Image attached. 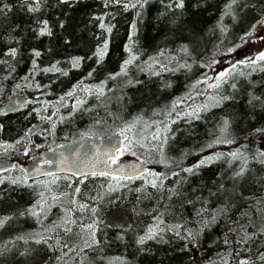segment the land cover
<instances>
[{"label":"snow or ice","instance_id":"6c2138e0","mask_svg":"<svg viewBox=\"0 0 264 264\" xmlns=\"http://www.w3.org/2000/svg\"><path fill=\"white\" fill-rule=\"evenodd\" d=\"M16 3L34 19L26 28L14 25L13 31L21 29V35L9 34L7 37L15 46L6 47L0 55V66L4 68L0 74V93L5 89L4 82L16 77L13 91L34 89L39 95L46 96L61 77H68L74 70H84V74L67 90L56 94L59 106L53 113H48V108L56 101L46 98L43 102L34 101L39 106L28 115L35 113L40 122H47L48 127L29 124L15 138H0V155L14 151L27 156L32 147H41L34 142V135L55 136L57 122L70 124L78 112L91 113L98 108L103 109L112 121L120 122L116 132L123 142L118 141L100 154L102 159L98 157L91 164L85 163L83 167L88 169L87 172L61 158L59 163L66 165V171L72 173L63 177L45 172L39 164L29 171L23 164L0 163V173H4L0 175V185L7 182L31 189L32 199L18 212L0 216V228L17 215L31 218L37 225L36 229L14 235L0 244V257L10 252L16 242H22L18 255L26 258L38 254L43 246L45 252L37 264H67L65 257H69V253L78 258L74 264H84L85 250L102 244L98 232L105 226L101 215L103 204H116L122 199L117 193L124 189L137 193L136 203L131 208L137 219L107 226L118 229L114 239L122 243L126 242L128 234H132L138 255L155 257L157 252L150 242L170 244L169 235L184 242L181 251L188 250L190 246L201 247L206 232L223 220L226 231L212 241L213 244L219 242L223 247L216 253L215 259L207 260L206 264H264V251L259 250L264 248V147L261 146L264 145V90L258 94L256 89L258 83L264 88V80H251L252 73H264V36L257 34L264 32V0H225L207 33L198 30L195 23L189 20L185 0H159V8L151 24L162 37L164 46L158 45L151 52L142 47L141 40L151 0H100L99 8L78 22L79 36L76 31H69L71 17L68 13L53 12L51 19L46 13L60 8L74 10L80 6L81 0H16ZM208 3L209 0H194L191 7L199 9ZM12 8L13 4L0 0V16L6 15ZM41 12L45 15H38ZM126 13L131 14V19L124 20L127 29L121 45L123 55L117 58L114 70H107L112 45L121 34L116 21ZM226 19L231 23H226ZM236 26H241L240 32L235 41L229 40V33ZM28 33H31L30 40L47 37L48 43L43 48H27L30 67L23 76L17 77V65L23 62L24 55L21 43ZM206 34L216 39L210 50L205 48L206 55H202L198 46L203 43ZM254 38L261 41L257 51L240 59L233 58L232 54L237 49ZM69 48L86 50L83 54H73L68 51ZM45 56L48 60L42 63ZM85 64L88 65L86 70ZM173 64L174 67L170 66ZM194 66L206 71L189 81L182 96L152 108L151 116L138 112L124 120L119 112L111 110L113 103L123 110L126 100L131 99L127 89L144 84V80L138 79L134 73L158 78V89L165 90L173 86V81L164 80L162 72L191 73ZM101 70H104L102 78L98 79L97 74ZM37 75L46 76L48 82L41 83ZM88 80L93 82H86ZM198 87L202 90H197ZM40 89L45 91L40 93ZM193 96L202 97L201 102L188 104L187 100H192ZM89 98L95 103H89ZM238 99L244 101L243 105L237 103ZM228 102L236 107L227 114L212 117L214 126L206 140L180 151L178 157L168 156L169 141H174L180 131L172 127L176 121L191 127L194 121L203 120L205 113L222 109ZM24 106L27 107V104ZM60 109L65 111L61 113ZM9 110H15V105H9ZM157 116L162 119L152 118ZM106 122L97 113L90 127ZM4 127L0 123V132ZM90 134L95 133L82 132L83 136ZM238 140L244 142L238 144ZM221 145L235 147L221 151ZM126 152L137 157V162L125 165L121 157ZM141 152L145 155H140ZM190 155L198 158L186 163ZM221 161L225 167L217 171L213 179H201L186 187L201 175L202 169ZM41 163L54 164L55 161L44 158ZM148 164L162 165L164 170L158 171L148 167ZM98 165L102 170H96ZM9 169H15L16 174H8ZM98 175L106 179L97 184L94 195L84 193L85 199L81 202L78 199L82 193L79 185ZM38 176L46 178L37 179ZM74 176L82 178L75 185L72 183ZM170 177L174 182L166 184ZM136 179L141 180L140 185L129 190L125 182L131 183ZM61 181L67 190L60 189ZM246 185L258 187L260 197L254 194L245 196L243 189ZM4 195L0 192V199ZM143 200L155 202L150 214L151 223L142 224L139 220L143 209L138 205ZM238 202L248 206L237 209ZM185 205L192 208V215L188 218L183 215ZM53 207L60 208L61 214L50 220ZM234 211L236 219H232ZM254 245H257L255 252ZM237 247L242 251L238 253ZM109 260L110 264H131L126 257ZM156 264H173V258L165 253ZM189 264H192L191 257Z\"/></svg>","mask_w":264,"mask_h":264},{"label":"trees","instance_id":"16d2710c","mask_svg":"<svg viewBox=\"0 0 264 264\" xmlns=\"http://www.w3.org/2000/svg\"><path fill=\"white\" fill-rule=\"evenodd\" d=\"M194 0H185L186 7L188 9L187 16L189 20L195 23L198 30L207 33V29L210 28L214 21L218 17V12L222 9L225 0H209V3L206 7H201L199 9H193L191 4ZM7 3L13 4V8L7 12L6 15L0 16V55L4 53L6 47L15 46L11 41L7 39L9 34L12 35H21V29H15L13 31L14 25L20 24L21 28H26L27 26L32 24L34 19L33 16L28 13L22 11L16 3V0H7ZM100 4V0H81V4L79 7H76L74 10H70L68 8H60L55 9L53 11L47 12V16L49 19L52 18L53 12L59 14L61 12H66L71 17V21L69 24V31H76L79 36L80 28L78 22L83 21L92 10L98 9ZM159 8V0H151L148 9V15L143 22L142 32H141V40L142 47L147 51H153L158 45L164 46L162 37L160 34L152 27L151 19L155 12ZM38 15H45L44 12L39 13ZM62 18V17H61ZM125 19H131V14L126 13L124 17H118L117 23L121 29V34L118 39H116L112 45L111 53L108 57V61L106 64L107 70H114L116 68L117 58L123 55L121 45L124 42V32L127 29V25L124 23ZM226 23H231L226 19ZM246 23V21H245ZM241 26L234 27L233 31L229 33V40L235 41V37L240 32ZM31 33L22 40L21 50L24 53L23 62L17 65V77L23 76L26 72L27 68L30 67V62L27 59V48L28 47H40L43 48L48 43V38L43 37L38 41H32L28 37H30ZM216 37L210 34L205 35V39L201 45L198 46V50L202 55H206L205 48L210 50L212 48L213 43L215 42ZM250 41V40H249ZM253 41V40H251ZM250 41V42H251ZM250 42H246L242 45L232 56H235L236 53L240 52L245 46ZM171 44V41H169ZM227 43V41L225 42ZM174 47V45H173ZM85 48H69L68 51L73 54H83ZM199 58V56L197 57ZM219 58V57H218ZM48 57L45 56L43 58L42 63L47 62ZM87 64H85V70L87 68ZM174 67L173 65H170ZM97 74V78H102V72ZM206 71L199 66H194L193 71L191 73H185L184 71L180 72H162V77L164 80H172L173 86L170 89L159 90L158 78L156 77H147V74L142 73H134V75L141 80H144L143 85H136L134 87H129L127 89L128 97L130 100H126L124 109L121 110L118 105L113 103L111 106V110L115 112H119L124 120L130 119V117L138 112H144L146 116H151V109L160 106L161 104L167 103L173 97L182 96V94L187 91V86L190 80L195 79L200 75L201 72ZM4 72L3 66H0V74ZM84 74V70H74L72 71L68 77H61L58 82L52 85V92L47 94L46 96L39 95L34 89L21 88L13 91V85L16 83V77L9 78L5 83V89L2 93H0V105L4 104L10 97L14 95H25L28 97L27 107L19 112L11 113L7 115L0 116V123L4 124V130L0 132V138L3 139H12L17 136L18 133L29 124H38L41 128L48 127L47 122H40L35 113L32 116H29V112H32L33 109L38 107L34 101H41L46 98L48 100L56 101V94L62 93V91L67 90L72 83H74L77 79H79ZM50 75V74H49ZM37 79L40 80L41 83L46 84L48 82L46 76L37 75ZM54 79V77H53ZM251 80L261 81L264 80V73L256 72L252 73ZM91 83L93 81H86ZM257 93L259 91L264 90L262 86L258 83L256 85ZM197 90H202L197 88ZM45 90L40 89L39 92L43 93ZM202 97L193 96L192 100H187L188 104L200 103ZM243 100L238 99L237 103L239 105H243ZM89 103H95V100L89 98ZM59 106V102L48 108V113H53L56 107ZM183 107V106H180ZM236 105L231 102L226 103L223 108L212 109L211 113H205L204 119L200 121H194L191 127H187L182 121H176V123L172 126L174 129L179 128L180 131L177 132V136L174 141H169V146L167 148V154L169 157H178L180 151L191 148L193 145H198L208 138L210 131L213 129V116L219 117L220 115L227 114ZM61 113L65 111V109H60ZM97 113H99V118L106 119L107 122L99 125L90 127L92 125V120L97 118ZM43 114V113H42ZM153 119H162V117H152ZM55 120L56 117L53 116ZM119 121H112L110 118L106 116V113L103 109H96V111L91 113H83L78 112L74 118V120L69 123H60L57 122V130L55 136L47 135H34L33 140L36 144L41 145L39 148L32 147L29 155L24 156L19 152L9 151L6 156L10 159L16 161L19 164L20 160L33 158L35 155L40 153L42 150L46 148H53L55 146H59L64 143L71 142L77 138L84 137L82 135L83 131H89L90 133H95L94 135L88 136H107L110 134L117 133L116 128L119 126ZM259 124V121L256 122ZM118 134V133H117ZM239 135V132H237ZM243 140H238L239 143H243ZM263 147V145H261ZM235 145H221L219 146V150L228 151L234 148ZM140 155H145L143 152ZM137 158V157H136ZM198 156L190 155L186 163L193 162L197 159ZM149 167L155 168L158 171H163L164 168L159 164H148ZM225 167V163L223 161L217 162L205 169H202L201 175L192 180V184L187 185L186 187H191L193 184L198 183L201 179L204 181H210L213 179L215 173L217 171L222 170ZM10 175H15L16 170L8 172ZM3 175V174H0ZM63 177L64 175H59ZM45 179V178H43ZM105 177H100L99 175L96 177H89L88 180L83 181L81 184L82 193L80 196L82 199H85L84 193L95 194L94 189L97 184L104 181ZM79 179L73 178L72 183L75 185ZM174 182L173 178H169V181H166V184H170ZM128 184V189H134L138 187L141 183L140 179H136L131 183L125 182ZM60 189L67 190L65 188V184L63 181L60 182ZM245 196L249 194H254L256 197H260L261 192L256 186H248L246 185L243 189ZM0 192H4L5 195L2 199H0V216L9 214L12 212H18L27 204L32 202L31 199V189H28L23 186H15L10 185L7 182L3 185H0ZM122 197L120 201L116 204H108L105 202L102 206L101 215L105 219L106 211L109 210L111 215L114 214L113 219H109V225L123 223L126 220L132 221L136 220L137 217L131 213V208L136 203V195L134 191H126L124 189H120L117 193ZM126 197V199H123ZM114 198V197H113ZM154 201L143 200L138 207L143 209V213L140 215L139 220L142 224L151 223L150 214L151 209L154 205ZM251 203V202H248ZM215 206V205H213ZM248 204L244 202H238L237 209L245 208ZM61 214V209L58 207H53L51 210L50 220H55L56 217ZM183 215L185 218H188L192 215V208L189 205H185L183 210ZM232 219H236L235 211L231 214ZM166 219H169L166 217ZM37 225L35 221L31 218L19 217L18 215L14 217L4 228H0V244H3L5 241H8L10 237L23 234L29 232L33 229H36ZM75 227V226H74ZM118 229L115 227H102L98 232V237L102 240V244L98 247H94L92 249H86L87 256L84 257V264H89L94 260L92 257H98L100 259V264H110L109 258L112 257H126L131 264H156V261L159 260L160 257L164 256L167 253L169 256L173 258V264H189V257H191L192 264H206V261L209 259H215L216 253L220 251V248L223 245L213 244L212 241L216 237L223 236L226 231L225 222L221 220L218 225L214 226L212 229L208 230L206 234L203 236L201 240V247L190 246L188 250L181 251L182 244L184 243L181 239H173L171 235H169L168 239L171 241L170 244H154L150 242L151 247L156 250L157 255L155 257L144 258L136 253V248L133 244L132 234H128L126 242L122 243L114 239L116 236ZM22 247V242H16L15 247H12V250L6 253L3 257H0V264H37V262L41 259V256L44 254L45 249L43 246L40 248V252L38 254H34L29 257H21L18 255V249ZM257 250V245L253 246V251ZM260 251H264V248H260ZM242 250L237 247V252H241ZM59 254V253H58ZM48 255H51L48 252ZM73 254L69 253V257ZM65 257V260L68 262L67 264H71L69 260ZM91 259V260H90ZM94 262V261H93ZM74 263V261H73ZM96 264V263H95ZM113 264H118V262H113Z\"/></svg>","mask_w":264,"mask_h":264},{"label":"water","instance_id":"95a60500","mask_svg":"<svg viewBox=\"0 0 264 264\" xmlns=\"http://www.w3.org/2000/svg\"><path fill=\"white\" fill-rule=\"evenodd\" d=\"M23 101V104L17 103ZM28 103V97L25 95H14L10 97L4 104L0 105V116L16 113L24 110L26 107L24 104ZM9 105H15V110H9ZM123 142L122 138L117 133L107 136H84L77 138L71 142L55 146L53 148H46L34 156L25 167L31 171L34 165L39 164L40 168L45 172H54L57 175H72L71 172L66 171V165L62 166L59 161L64 158L68 164L74 167H79L81 171L87 172V168L83 167L85 163L91 164L98 157L102 159L100 155L108 151L117 142ZM44 158L52 159L54 164H43L41 161ZM125 165L137 162V158H121ZM79 161V163H77ZM9 162L16 163L13 159L6 156H0V163ZM148 166V165H147ZM14 169H9L12 171ZM97 171L102 170L99 165ZM8 171V172H9ZM75 177V176H74ZM37 179L44 178V176H38ZM80 178V177H76Z\"/></svg>","mask_w":264,"mask_h":264},{"label":"rangeland","instance_id":"374dc122","mask_svg":"<svg viewBox=\"0 0 264 264\" xmlns=\"http://www.w3.org/2000/svg\"><path fill=\"white\" fill-rule=\"evenodd\" d=\"M257 34L260 35V36H264V32H258ZM251 40H253V41H251ZM251 40H250L251 42L248 41V42L251 43V46H249V44H248L240 52L236 53L235 56H233V58L240 59V58H242V56L250 55L251 53L257 51L261 47V41L260 40L255 39V38L251 39ZM263 147H264V145H263ZM121 158H136V157H134L131 153H127L126 152L125 155L123 157H121ZM31 159L32 158H27V159L20 160L19 164H23L25 166V164L28 163ZM80 179H82V178H79V180ZM79 186H81V184ZM78 199H80L81 202H83V199H82V197L80 195L78 196ZM105 211H106V213H105L106 214V218L104 219V224H105L106 227H108L107 225H109V221H110L109 219L110 218L113 219L114 218V214L111 213V215H110L109 210H105ZM92 258L94 259L93 260L94 262L92 261L93 264H95V263L96 264H100V259L98 257H92ZM67 259L69 260V262H72L71 264H74L73 261L75 259H78V258H76V257H74V255H72L71 257H69ZM89 264H91V262Z\"/></svg>","mask_w":264,"mask_h":264}]
</instances>
